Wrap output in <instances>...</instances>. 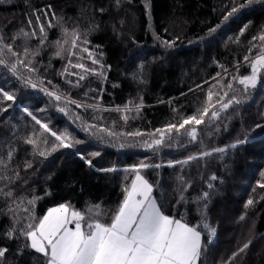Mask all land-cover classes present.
Masks as SVG:
<instances>
[{
    "label": "trees",
    "instance_id": "1",
    "mask_svg": "<svg viewBox=\"0 0 264 264\" xmlns=\"http://www.w3.org/2000/svg\"><path fill=\"white\" fill-rule=\"evenodd\" d=\"M226 2L0 0V38L12 45L20 58H24V49L15 36L35 30L37 16L44 24L60 17L66 28L85 35L105 78L100 95L105 100L93 105L86 97L99 88L98 81L91 80L98 75L86 77L89 85L84 81L73 87L69 81L75 82L77 77L62 74L65 68L78 70L68 66L69 59L76 63L77 54L59 58L42 52L36 58L41 67L33 65L35 73L20 67L13 75L0 65V86L16 97L15 102L0 101V247L8 249L0 264H46V258L28 248L29 242L20 234L28 223L24 209L29 207V200H34L31 207L37 218L62 203L82 212L97 204L114 211L136 175L133 167L141 163L163 165L140 170L154 186L153 195L161 210L201 226L205 244L201 264H226L248 240L252 243L232 264H264V188L259 186L264 183V127H255L264 125V71L255 89L245 93L238 83L249 74V62L244 57L251 61L261 51L262 42L253 37L264 35V0H253L227 20L231 8ZM51 25L47 37L55 42L61 27L58 22ZM163 41L174 43L166 45ZM3 58L8 63L16 59L10 55ZM21 74L38 86H25L18 79ZM228 83L233 84L234 91L226 87ZM43 89L55 91L63 99L56 101ZM209 91L214 94L211 104L216 109L220 107L217 92L225 102L232 96L242 102L221 112L213 124L198 126L197 143H190L187 132L181 129L179 134L173 130L170 139L166 136L157 151L141 146L143 141L159 138L157 130L166 131L168 125L210 108ZM224 92H229L228 97ZM68 101L84 107L77 108ZM61 107L66 112L59 111ZM4 108L7 111H2ZM22 108L49 122L56 132L68 131L73 146L59 147V142ZM52 108L55 110L50 116L44 117L43 110ZM208 119L205 117L206 122ZM134 132L143 135H127ZM29 138L36 139L37 146L27 143ZM237 139H247V143L225 153L169 166L202 150L232 145ZM109 168L114 170L105 171ZM8 192L12 195H5ZM249 199L253 204L245 207ZM241 216L245 218L241 220ZM110 219L111 213L105 222ZM204 222L217 229L210 243L202 228Z\"/></svg>",
    "mask_w": 264,
    "mask_h": 264
},
{
    "label": "snow or ice",
    "instance_id": "2",
    "mask_svg": "<svg viewBox=\"0 0 264 264\" xmlns=\"http://www.w3.org/2000/svg\"><path fill=\"white\" fill-rule=\"evenodd\" d=\"M253 0H246L245 4L234 6L230 12L225 16L227 20L230 16L235 14L241 8L247 4H251ZM37 24L39 25V32L41 36L45 37V26L40 23V17H36ZM29 27L32 26V21L29 20ZM52 25L49 24V27ZM65 30V34L67 35ZM212 31V30H210ZM243 34V30L241 32ZM21 35L25 38L35 37L36 31L29 32L21 31ZM45 39H41L40 43L43 45ZM259 39L261 44V51L255 59L249 61V56H245L244 60L250 62L251 74L239 78L238 83L244 86V92L249 89H255L261 78V72L264 71V35L260 37H253V40ZM65 44L67 41L64 42ZM81 36L76 30L72 31L71 47L68 49V56L72 57L76 55V51L79 50L88 53L89 58L93 64H99L98 59L92 56V53L88 48H80ZM83 43L87 44L88 41L84 40ZM166 45H171L173 42L163 41ZM57 44H60L57 41ZM63 51V45H61V51H57L56 55L61 56ZM252 49H249L251 53ZM30 49L25 48L23 52V59L20 58L21 54L13 50V46L10 44H4L2 38H0V65L7 67L13 75H16L20 67H23L28 73H35L37 69L32 65V61L27 59ZM10 55L15 57V61L8 63L3 56ZM69 67L81 69L85 74L103 75L102 72H98L95 68H88L83 63L72 64L71 59L68 62ZM102 67V65H101ZM238 70V69H237ZM68 74L67 68L64 73ZM77 76L75 86H79L80 81L86 79V75L70 73ZM18 79L23 80L25 86L36 88L38 85L29 76L21 74ZM236 78L233 77V80ZM49 84L51 81L48 82ZM69 83H72L69 81ZM197 87H200L199 85ZM226 87L230 91H234L233 84L228 83ZM51 97H54L56 101H61L63 97L55 92L43 89ZM213 92L209 91L208 101L210 108L205 107L199 115H192L182 120L179 124H170L167 126L166 131L157 130L159 138H153L150 141H143L142 145L146 149L157 151L165 143L166 136L170 139L173 130L177 134L181 129H185L190 143L198 142V126L208 123L213 124L220 119V113L227 111L233 106V104H240L241 99L236 96L224 101L223 97H220L219 92L215 93L218 97L216 103L220 105L219 109H216L214 104H211L213 98ZM229 92H224L223 96L228 97ZM16 97L8 91H4L0 88V101H13ZM68 103L75 104L77 108L84 107L76 101H68ZM12 105L9 104L8 107ZM94 107V106H88ZM107 111V109H104ZM119 110V109H117ZM126 109L125 111H128ZM7 111V108L2 109ZM59 111L66 112V108L61 107ZM139 111V108H137ZM32 120L45 132L50 133L56 141L59 142V147L70 148L73 144L70 142L69 137L65 134L52 131L49 128L48 123L42 122L33 113L29 112ZM205 117H209L206 122ZM79 119V116H77ZM127 120V116L124 117ZM186 126H193L190 130L186 129ZM95 128L96 125L90 126ZM256 128L264 127V125L257 124ZM219 129L217 128V131ZM101 131H107L109 135H116V133L110 130L101 128ZM128 136H141L140 132L127 133ZM29 144L37 146L36 139L29 138L27 141ZM79 143V141H76ZM202 143V141H199ZM47 144V141H43ZM247 143V139H237V141L229 146L216 147L210 150H202L198 154L189 155L183 161H176L177 164H187L194 160L204 159L214 154L225 153L229 148H235L238 145ZM121 148L123 144L119 145ZM41 156H46L45 151H40ZM9 159H11L12 153L9 152ZM93 155H99L94 153ZM86 163L91 165V160H86ZM30 166V165H29ZM161 164H147L141 163L138 166H134L136 175L132 180L130 186L124 189V198L119 206L114 210L103 209L100 204L93 205L86 209V211H78L72 208L69 204L62 203L56 207L48 209L47 213L41 218H37L34 215V209L31 207L34 204V200H29V207L24 211L27 213L26 219L28 223L20 229V234L23 235L29 242L27 247L34 250L36 253L42 254L46 258V264H201L202 256L205 250L204 233L200 230L201 226H193L186 222L185 218L181 216L176 218L174 216L166 215L153 195L154 186L150 184L141 174L140 170L147 169L149 167L160 168ZM175 166V165H169ZM114 169H106L105 171H113ZM264 176V172L261 173ZM212 179H216L215 176ZM183 182V181H182ZM264 188V183L259 185ZM211 187V185H210ZM5 195L11 196L12 193L8 192ZM204 197L208 196V193L203 194ZM183 197H181V201ZM253 204V200L249 199L246 202L245 207ZM111 213L110 222H105V217ZM245 217L241 216L243 220ZM203 230H206L207 239L210 243L212 238L216 236L217 229L211 226L210 223H202ZM9 238H12V233H9ZM252 240H248L243 243L237 251L231 254L226 264H232L235 259L244 253L250 246ZM8 252L7 248L0 247V259L4 258ZM22 254V252H21Z\"/></svg>",
    "mask_w": 264,
    "mask_h": 264
},
{
    "label": "rangeland",
    "instance_id": "3",
    "mask_svg": "<svg viewBox=\"0 0 264 264\" xmlns=\"http://www.w3.org/2000/svg\"><path fill=\"white\" fill-rule=\"evenodd\" d=\"M226 4H227V7H229V8L232 9L234 6H238V5L245 4V3L243 2V0H227ZM54 22L55 23L58 22L60 24V27H61L60 37H59L58 40H55V42H49V39L47 37V27L49 26V24L54 23ZM41 24H43L45 26L46 39H45V37L41 36V34L39 32V25H37L35 27V31L37 33V35L35 37L25 38L24 36L21 35V32H19L15 36L16 39L18 40V43H20V46L23 49H25V48L30 49V53H29V56L27 57V59H30L32 61V65H37V67H41V65L36 62V58L42 52H48V54L50 56L51 55H54V56L59 57V58L69 57L68 56V49L71 47L72 31L73 30L66 28L65 24L63 23V21H62V19L60 17H57L55 19V21L48 22V24H44V23H41ZM65 30H68L67 31V35L65 34ZM76 31L78 32V30H76ZM80 36H81V43H80L79 47L80 48H88V46H89L88 43L87 44L83 43V41L86 40L85 35L84 34H80ZM36 37H37L36 40H32V39H34ZM41 39H45V42H44L43 45L40 43V40ZM57 41H59L60 44H57ZM65 41H67L66 44L64 43ZM61 45H63L62 54H61V56H57L56 55V52L57 51H61ZM74 51H76V54L79 56V58L76 60V63H83V64H85L86 67H88V68H95V69H97L98 72H101V69L98 68L97 64H93L92 61H91V59L87 55H84L82 51H79L78 49L77 50H74ZM32 59H34V62H33ZM72 64H73V62H72ZM248 65H249V69H248L249 70V74H247L246 76H248V75L251 74L250 62H249ZM67 73L68 74H70V73L84 74V75H86V77L87 76H95L94 74H85V73L82 72L81 69H78L77 71L72 72V71H70V68H67ZM75 77H77V76H75ZM91 80H92V83H94L95 80L98 81V85L99 86H97V87H99V88H97L96 90H92L93 92L90 95V97H86L87 98V101L90 102L93 105H95V102L102 103L105 100V98L102 100V98L100 97V95H101L102 91L104 90L105 78H103L101 75H98L97 78H94V79H91ZM84 81H86L88 83V85H89V81L90 80L85 79L83 81H80V83L82 84ZM69 84L70 85H73V87H77V86H75V82H72V83H69ZM0 88H2V87L0 86ZM4 91H6V90H4ZM91 104H87V105H91ZM22 109L27 114L30 112L26 108H22ZM53 110H55V108H52V109H49V110H43L44 117L48 118L50 116V114L53 112ZM45 122L48 123V125H49V122H47V121H45ZM52 131H54V130H52ZM58 133L65 134L66 136L69 137V133L66 130H62V131H60ZM172 164H177V163L174 162V163H170L169 165H172Z\"/></svg>",
    "mask_w": 264,
    "mask_h": 264
},
{
    "label": "built area",
    "instance_id": "4",
    "mask_svg": "<svg viewBox=\"0 0 264 264\" xmlns=\"http://www.w3.org/2000/svg\"><path fill=\"white\" fill-rule=\"evenodd\" d=\"M52 92H55V91H52ZM56 93V92H55ZM56 94H58V93H56ZM59 95V94H58Z\"/></svg>",
    "mask_w": 264,
    "mask_h": 264
}]
</instances>
